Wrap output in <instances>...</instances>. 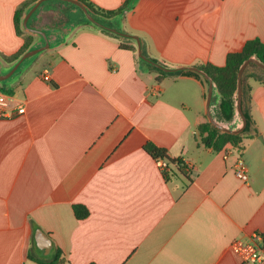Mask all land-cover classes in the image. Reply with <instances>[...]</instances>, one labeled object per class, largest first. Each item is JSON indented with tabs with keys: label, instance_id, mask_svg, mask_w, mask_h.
I'll return each instance as SVG.
<instances>
[{
	"label": "crops",
	"instance_id": "obj_1",
	"mask_svg": "<svg viewBox=\"0 0 264 264\" xmlns=\"http://www.w3.org/2000/svg\"><path fill=\"white\" fill-rule=\"evenodd\" d=\"M25 1L0 0L4 55L25 43L15 28ZM89 1L116 10L126 0ZM41 5L29 24L50 48L0 82L13 114L0 118V264H39L29 258H43L38 231L63 264H239L231 243L264 238V85L253 77L262 71L246 68L252 128L242 148L215 152L196 138L208 118L203 75L160 73L140 61L137 41L136 53L121 49L123 37L89 23L77 5ZM118 28L166 68L224 66L248 40L264 41V0H135ZM27 32L32 49L46 43ZM14 66L0 57V75ZM212 103L219 124L242 127L237 109L223 123ZM148 142L180 159L184 174L166 181ZM239 159L247 181L235 174ZM75 205L90 215L77 219Z\"/></svg>",
	"mask_w": 264,
	"mask_h": 264
},
{
	"label": "trees",
	"instance_id": "obj_2",
	"mask_svg": "<svg viewBox=\"0 0 264 264\" xmlns=\"http://www.w3.org/2000/svg\"><path fill=\"white\" fill-rule=\"evenodd\" d=\"M39 0H27L16 10L15 12V28L17 35L23 37L25 43L23 47L14 55H4L0 53V57L9 64H16L21 57L28 51L33 50L31 45L33 43V35L26 31L23 26V21L28 12ZM88 9L89 13L102 24L107 27L117 29L121 31L114 23H119V20L122 18L125 10L131 5L135 0H126L123 5L116 10H103L96 5H94L89 0H78ZM37 11L33 14L32 18L36 15ZM116 20V21H114ZM89 23L90 21L87 20ZM113 21V22H112ZM30 27V24H28ZM105 33L113 35L117 38L120 36L113 34L105 29H102ZM122 32V31H121ZM125 41L121 44V49L130 50L137 52L136 40L133 38H123ZM143 55H145L143 53ZM251 58L257 59L259 62L264 64V41L259 38L248 40L243 49L240 52L230 53L227 56L226 64L224 66H217L211 63L197 65L215 85V92H218L220 95V101L217 105V114L221 122H232L235 117L237 109V90H238V73L241 66ZM152 60V59H151ZM141 62L147 64L152 69L163 73L168 74L164 70L151 65L143 60ZM155 63H158L157 60H152ZM159 64V63H158ZM250 67H256L262 71V76L258 77L253 75V77L262 82L264 85V70L254 63L249 64ZM18 71V70H17ZM179 74H195L196 72L188 70H179L176 71ZM247 70H245L242 77V86L244 87L245 77ZM1 93H10L6 88L0 87ZM214 98V97H213ZM212 98V102H213ZM213 104V103H212ZM243 112L247 119V126L243 132L239 134L227 133L221 129L214 126L209 119L198 126L196 138L199 141L200 145L205 148L212 149L215 152H221L227 147L242 148V143L246 135L251 131L252 128V119L247 112V110L242 106ZM230 130H236L235 127H230ZM145 151L151 155L155 160L165 159L168 161V166L162 171L163 176L166 181H171L174 177L178 176L179 173H183L184 164L178 159H171L168 155V151L163 148L157 147L155 144L148 142L145 145ZM176 167V168H175ZM184 174V173H183ZM75 216L79 220L86 219L90 215V211L87 207L83 205L74 206ZM34 261L39 264H63L62 253L60 251H55L53 255L49 258H37L29 256Z\"/></svg>",
	"mask_w": 264,
	"mask_h": 264
},
{
	"label": "water",
	"instance_id": "obj_3",
	"mask_svg": "<svg viewBox=\"0 0 264 264\" xmlns=\"http://www.w3.org/2000/svg\"><path fill=\"white\" fill-rule=\"evenodd\" d=\"M45 1H49V0H39L33 7L32 9L28 12V14L25 16L24 18V21H23V26L24 28L27 30V31H30L32 33H36V34H39L41 35L45 41H46V46H43V47H38V48H35L34 50H31V51H28L27 53H25L21 59L15 64V66L10 70V72L6 75H0V82H3L5 80H8L11 76H13L16 71L18 70V68L20 67V65L28 58L38 54V53H41L47 49L50 48V43L48 41V36L46 34V32L44 31H41L39 29H33V28H30L28 26L29 24V20L31 19V17L33 16V14L36 12V10L39 8V6L45 2ZM59 1H66V2H70V3H73L75 5H77L83 12L84 14L86 15L87 19L94 25L102 28V29H105L113 34H116L120 37H123V38H133L137 41V45H138V56L140 59H142L143 61L151 64V65H154L162 70H164L165 72H176V71H179V70H188V71H193V72H196L198 74H201L203 75L209 82V89H208V94H207V105H206V108H207V117L209 119V121L214 125L216 126L217 128L221 129L222 131L224 132H227V133H233V134H239L241 132L244 131V129L246 128L247 126V119H246V116L243 112V109H242V91H243V86H242V77H243V74L247 68V66L250 64V63H254L256 65H258L260 68H262L264 70V64H262L261 62H259L257 59L255 58H251L249 59L248 61H246L240 68L239 70V73H238V90H237V110L239 112V115L241 116V119H242V122H243V125L242 127L236 129V130H230L229 128L219 124L215 119L214 117L212 116V113H211V103H212V98H213V93H214V83L212 82V80L209 78V76H207L201 69H199L198 67H190V66H185V67H180V68H177V69H170V68H166L164 67L163 65L161 64H158V63H155L154 61H152L151 59L147 58L145 55H143V52H142V45H141V40L139 39V37L137 36H134V35H131V34H128V33H124V32H121L117 29H114V28H110V27H107L105 26L104 24H102L100 21H98L97 19H95L88 11V9L85 7V5H83L81 2H79L78 0H59ZM39 235L36 236V239H37V242H38V246L44 251V252H41V255L43 258H49L51 256V251H52V246L50 245V241L48 239V237L46 235H44L41 231H38Z\"/></svg>",
	"mask_w": 264,
	"mask_h": 264
},
{
	"label": "built area",
	"instance_id": "obj_4",
	"mask_svg": "<svg viewBox=\"0 0 264 264\" xmlns=\"http://www.w3.org/2000/svg\"><path fill=\"white\" fill-rule=\"evenodd\" d=\"M42 77L45 81L49 80L48 69L43 72ZM9 106V101L0 96V118H10L13 115L8 111ZM24 110L20 108L18 112L23 113ZM157 165L163 171L167 168L168 161L158 159ZM235 174L242 181L248 180V168L242 159H239L236 164ZM230 251L239 264H264V238L259 233H253L247 240L235 239L230 245Z\"/></svg>",
	"mask_w": 264,
	"mask_h": 264
},
{
	"label": "rangeland",
	"instance_id": "obj_5",
	"mask_svg": "<svg viewBox=\"0 0 264 264\" xmlns=\"http://www.w3.org/2000/svg\"><path fill=\"white\" fill-rule=\"evenodd\" d=\"M56 3H59V1H57V0H49V1H45V2H43V4L41 5V7H40V9L42 10V9H44V8H47V7H51V6H53L54 4H56ZM115 25H116V27H119V23H114ZM43 46H46V43L43 45ZM42 46V47H43ZM34 50V49H33ZM42 53V52H41ZM41 53H38V54H36V55H34V56H32V57H30V58H28V59H26L25 61H24V64L22 65V67L18 70V71H23V70H28L29 68H30V65H32V63L36 60V59H38L39 57H40V55H41ZM17 71V72H18ZM10 71H8L7 73H5L4 75H6V74H8ZM16 72V73H17ZM15 73V74H16ZM14 74V75H15ZM14 75L13 76H11L9 79H11L12 77H14ZM6 81V80H5ZM208 89H209V87H208ZM207 93H208V91H207ZM213 103L214 104H216V102H218L219 100H220V95H219V93L218 92H215V94H213ZM207 120V119H206Z\"/></svg>",
	"mask_w": 264,
	"mask_h": 264
}]
</instances>
